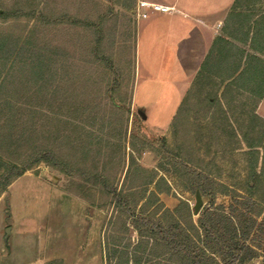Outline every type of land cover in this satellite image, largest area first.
<instances>
[{
  "label": "rangeland",
  "instance_id": "1",
  "mask_svg": "<svg viewBox=\"0 0 264 264\" xmlns=\"http://www.w3.org/2000/svg\"><path fill=\"white\" fill-rule=\"evenodd\" d=\"M133 4L134 0H0V10L20 17L5 23L0 19V30L32 29V42L58 51L65 78L57 83L59 89L40 94L27 87L15 100L14 140L29 131L39 148L52 142L57 165L31 157L25 163L30 169L1 194L0 264H107L112 237H123V245L136 243L132 220L125 222L127 234L120 232L125 210L115 208L100 183L104 179L118 190L134 185L133 175L126 177L129 166L135 167L131 157L138 167L165 177L172 188L161 196L166 208L173 211L187 203L195 220L211 202L202 195L203 207L194 215L196 194L190 189L200 182L194 175L186 177L182 164L188 162L187 169L202 175L203 186L229 191L217 194L212 207L229 214L233 208L238 217L248 211L242 223L236 222L239 233H246L238 248L243 255L246 247L259 255L239 264H264V177L259 176L264 121L254 115L260 90L222 89L220 95L218 89H192L169 126L153 129L135 106L144 96H134L133 89ZM155 89L149 108L160 127L169 122L174 95ZM6 121L0 110V130ZM256 151L259 162L253 169ZM7 155L1 153L0 159L17 158ZM129 215L139 216L137 210ZM144 218L154 227L155 219ZM239 233L233 238L238 240Z\"/></svg>",
  "mask_w": 264,
  "mask_h": 264
},
{
  "label": "trees",
  "instance_id": "2",
  "mask_svg": "<svg viewBox=\"0 0 264 264\" xmlns=\"http://www.w3.org/2000/svg\"><path fill=\"white\" fill-rule=\"evenodd\" d=\"M19 18L0 12V19L4 23ZM21 29L16 26V28L0 30V69L2 70H0V110L6 114L7 120L6 125L0 130V155L1 153L2 155L9 153L8 157L12 154L17 155V158L9 161L10 163L0 159V172L7 171L6 175H0V196L17 178L30 169L25 163L30 161L31 157L37 163L45 162L50 166L57 165L56 149L52 142L48 143L46 147L39 148L31 132L25 130L21 137L14 140L15 100L23 97L24 89L29 87V91L40 94L47 93L48 89H59L57 83L59 84L61 80L65 81L64 76L60 73L64 67L59 65L60 54L58 51L40 47L31 40L36 32L32 29ZM261 32H264V26ZM258 90H260L259 100L264 94V89ZM29 112L33 119L34 114L30 110ZM25 133L29 135L27 139L23 136ZM252 156L254 160L252 168L255 169L259 162L258 151ZM131 162L135 167L131 170L132 168L129 166L126 177L130 178L133 175L134 185L118 190L115 187H109L106 180H100L105 194L111 197L115 208L120 211L125 210L121 214L124 217V222L120 232L127 234L128 229L125 222L131 219L132 228L138 235L136 243L129 241L124 245L123 237H112L113 249L107 248L105 254L107 264H220V260L225 261L226 258L233 256L235 257L229 264H239L244 263L249 256L251 258L259 256L255 251L254 254L251 253L254 250L251 247H246L245 251H247L244 255L238 248L240 239L243 240V236L244 240L246 238L244 230H241V234L239 233L238 223H242L247 218L248 211L238 217L233 215V208L230 209L229 214L221 208L220 211L212 207L217 194L228 195L229 191L216 192L203 186L200 184L204 180L202 175L196 170L187 169L188 162L182 164L183 174L188 178L194 175L197 182H200L196 188L190 189L191 192L195 194L200 192L201 195L207 196L211 202V207L202 211L200 217L195 220L187 203L182 202V206L170 211L161 201L160 194H170L172 191L164 176L158 178V171L148 172L138 167L133 157H131ZM16 163L21 164V169L20 166L17 167ZM178 164L176 163V165ZM208 174L209 177L212 176L211 173ZM259 176L264 177V161ZM151 186H154V190H150ZM248 188L250 191L254 189L251 184ZM234 196L237 197L236 194ZM135 210L138 211L137 218L132 217L134 215H129ZM261 212L259 211L257 216ZM144 216H148L149 220H156V224H153L154 227L150 228L151 223L150 221L146 222L147 219ZM233 227L237 229L233 230ZM233 233L235 236L239 233L238 240L233 238Z\"/></svg>",
  "mask_w": 264,
  "mask_h": 264
},
{
  "label": "crops",
  "instance_id": "3",
  "mask_svg": "<svg viewBox=\"0 0 264 264\" xmlns=\"http://www.w3.org/2000/svg\"><path fill=\"white\" fill-rule=\"evenodd\" d=\"M140 1L173 10L142 19ZM262 4V0H134L129 10L136 55L133 89L134 96L140 92L144 96L135 106L144 111L149 126L155 130L169 126L192 89H218L220 95L222 89H264ZM160 87L174 98L169 122L159 127L149 100ZM254 115L264 121V94Z\"/></svg>",
  "mask_w": 264,
  "mask_h": 264
},
{
  "label": "built area",
  "instance_id": "4",
  "mask_svg": "<svg viewBox=\"0 0 264 264\" xmlns=\"http://www.w3.org/2000/svg\"><path fill=\"white\" fill-rule=\"evenodd\" d=\"M138 9V17L142 19H148L153 13H170L173 10V8L148 1H140Z\"/></svg>",
  "mask_w": 264,
  "mask_h": 264
},
{
  "label": "water",
  "instance_id": "5",
  "mask_svg": "<svg viewBox=\"0 0 264 264\" xmlns=\"http://www.w3.org/2000/svg\"><path fill=\"white\" fill-rule=\"evenodd\" d=\"M139 114L141 115L142 119H146V116L139 112ZM196 203H195V206L193 208V213L195 216L198 215L199 211L201 210V208L203 207V200H202V195L200 194V192H196Z\"/></svg>",
  "mask_w": 264,
  "mask_h": 264
}]
</instances>
